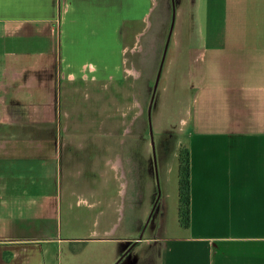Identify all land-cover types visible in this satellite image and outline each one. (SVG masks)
Here are the masks:
<instances>
[{
    "label": "crops",
    "instance_id": "crops-1",
    "mask_svg": "<svg viewBox=\"0 0 264 264\" xmlns=\"http://www.w3.org/2000/svg\"><path fill=\"white\" fill-rule=\"evenodd\" d=\"M144 2L63 0L60 10L55 0H0V264H117L133 243L117 237L116 194L107 189L109 171L117 179L121 161L103 160L102 152L88 161L92 153L84 152L74 167L70 152L62 157L68 149L62 142L72 135L58 133L56 119L51 133H25L21 111L39 108L30 97L40 40L87 55L84 63L99 68V79L107 71L111 79L118 71L119 17L142 14ZM176 6L175 55L166 77L183 79L187 102L166 93L162 107L172 111L176 100L183 111L184 129L163 153L164 197L175 201L177 225L137 260L264 264V0H176ZM84 63H68L65 76L76 78ZM182 148L189 163L188 228L178 221ZM172 173L177 185L170 193Z\"/></svg>",
    "mask_w": 264,
    "mask_h": 264
},
{
    "label": "rangeland",
    "instance_id": "rangeland-1",
    "mask_svg": "<svg viewBox=\"0 0 264 264\" xmlns=\"http://www.w3.org/2000/svg\"><path fill=\"white\" fill-rule=\"evenodd\" d=\"M55 4L63 10V0H55ZM176 7V0H145L142 14H137V11L124 13L127 21L119 17L118 71L112 73L111 79L105 77L108 71L99 79V68L93 63H84L88 60L87 55H71L70 49L65 52L54 44V39L40 40L38 47L33 48L37 49L38 56L37 69L35 72L32 70L36 81L30 102L34 106L39 101V108L28 110L24 106L26 110L21 111V120L26 123L22 126L24 132L33 136L51 133L55 131L56 119L58 133L72 135L62 142L68 147L62 149V157L70 152L76 158L70 165L76 167L84 152L92 153L88 161L93 160L94 152H102L103 160L110 156L121 161L117 179L112 171L102 166L112 175L107 189L112 197L116 194L117 237L133 239L134 243L119 255L117 264H140L137 259L149 254L154 239H162L166 229L177 225L175 201L170 197L166 203L164 197L163 153L164 149L173 150L178 135L184 129L180 122L183 111L177 109L179 102L176 100L172 111L162 107L166 93L172 100L181 98L183 105L187 102L183 79L166 77L169 61L175 55V29L179 22ZM56 14L53 24L58 35L60 17L58 11ZM170 27L171 34L151 110L153 151L147 109ZM68 63H84L76 78L71 73L72 76H65ZM24 95L21 102L27 103L26 97L29 96ZM94 135V141L86 138ZM169 176L166 188L173 193L177 180L174 173Z\"/></svg>",
    "mask_w": 264,
    "mask_h": 264
},
{
    "label": "trees",
    "instance_id": "trees-1",
    "mask_svg": "<svg viewBox=\"0 0 264 264\" xmlns=\"http://www.w3.org/2000/svg\"><path fill=\"white\" fill-rule=\"evenodd\" d=\"M178 221L184 228L189 224V163L188 151H179L178 165Z\"/></svg>",
    "mask_w": 264,
    "mask_h": 264
},
{
    "label": "water",
    "instance_id": "water-1",
    "mask_svg": "<svg viewBox=\"0 0 264 264\" xmlns=\"http://www.w3.org/2000/svg\"><path fill=\"white\" fill-rule=\"evenodd\" d=\"M173 12H174V9H173ZM173 18H174V13H173V16H172V21H173ZM171 27H170V31H169V33L167 35L166 43L164 45V50H163V53H162L161 61H160L159 67H158V71H157V74H156V78H155V81H154V85H153V89H152V93H151V97H150L149 105H148V109H147L149 133H150V137H151V145H152L153 151H154V145H153V140H152V134L153 133H152V126H151V110H152V105H153V101H154L155 91H156V88H157V85H158V81H159V77H160V73H161V68H162V65H163V60H164V57H165L167 44H168V41H169V38H170V34H171ZM135 242H137V241H135Z\"/></svg>",
    "mask_w": 264,
    "mask_h": 264
}]
</instances>
